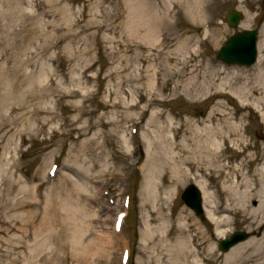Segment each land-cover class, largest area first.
<instances>
[{"label": "rangeland", "instance_id": "obj_1", "mask_svg": "<svg viewBox=\"0 0 264 264\" xmlns=\"http://www.w3.org/2000/svg\"><path fill=\"white\" fill-rule=\"evenodd\" d=\"M20 1L22 10L18 14L10 11L12 0H0V52L5 53L0 63L12 65L14 49L26 63L20 69L22 91L17 96L7 98L0 87V264H119L124 244L131 251L128 264H140L150 255L153 237L166 234L174 240L179 231L186 239L196 237L198 231L201 233L197 237L206 232L209 240L202 243L196 237L194 243H201L199 251L204 247L214 264H222L220 239L232 231H247L245 207H255L258 202V197L246 199L245 191L247 181L255 192L260 186L256 183V168L264 161V109L251 104L245 107L227 91V86L217 87L216 79L212 81L205 74L209 68L219 69L224 76L228 70L249 72L253 67L224 65L216 54L234 31L256 27L262 36L259 31L264 23V0H50V6L40 0L38 9L33 0ZM137 5L139 14L134 12ZM34 10L40 26L50 22L32 32L28 27L35 24L30 17ZM230 10L243 13L236 27L226 22ZM246 18H252L249 26L243 25ZM164 37H168L167 43ZM178 39H184L179 53L175 49L179 47ZM169 50L176 54L166 61L165 52ZM37 59L45 62L47 80L23 75L37 72ZM116 66H126V73L135 78L130 89L125 87L130 93L120 95L127 105L138 101L144 90L154 101L144 113L145 103L140 102L134 109L108 105L92 114H82L81 108L92 107L89 101H83V96L94 97L89 100L102 105L112 98L108 96L110 89L125 73L112 72ZM177 68L184 72H175ZM146 73L152 79L148 89ZM201 83L209 85V89L196 91V87L203 88ZM211 109L216 111L208 116ZM125 113L138 117L134 133ZM229 113L232 118L226 116ZM241 114L245 115L242 132L249 139L247 148L239 139L242 132L228 124L236 122ZM110 119L118 121V137L124 140V134L134 135L125 150L117 143L111 125L96 123L84 130L89 121ZM207 125H218L220 130L226 127L229 142L210 146L211 156H202L196 133L204 137ZM97 133L102 161L90 172L92 176L98 172V178L88 175L89 182L80 168L85 165L86 148L82 143L95 139ZM107 140L116 147L118 157L123 156V151L130 162L136 163L135 168H124L111 155ZM148 153L156 154L151 176L157 187L154 198L147 200L141 191L145 179L141 165ZM53 161L59 166L56 175L49 177L47 169ZM105 166L117 175L103 174L107 173ZM82 176L81 180L99 189L101 206L85 199L94 189L84 192V196L77 194L81 190L73 187L72 181ZM196 180L203 181L207 191L213 193L212 199L208 197L212 202L207 204L213 217L218 221L225 217L219 236L207 218L200 219L180 198L184 187ZM230 184H235V190L241 193V199L234 200V204L242 216L212 207L227 200L229 192H223L221 187L225 189ZM106 189L109 192L105 194ZM126 195L128 207L122 204ZM119 210H127L128 214L122 231L116 234L112 226ZM80 218L87 222L80 228L79 240L86 243L92 237L103 236L101 239L108 240L112 247L108 257L84 259L76 254L79 251L74 250L72 232ZM179 225L181 230L177 232ZM260 232L251 236L257 238ZM181 264H196V258H187Z\"/></svg>", "mask_w": 264, "mask_h": 264}, {"label": "bare ground", "instance_id": "obj_2", "mask_svg": "<svg viewBox=\"0 0 264 264\" xmlns=\"http://www.w3.org/2000/svg\"><path fill=\"white\" fill-rule=\"evenodd\" d=\"M198 1V0H197ZM19 2L22 3V1L20 0H12V5H11V9L10 11L12 13L16 12L19 14V12H21V3L19 5ZM33 6L38 9L41 1L40 0H33ZM45 2L49 5L50 4V0H45ZM50 6V5H49ZM135 13L139 14L138 11L140 10L139 5H137L135 7ZM61 8H58L57 11H61ZM47 14H50V11H47ZM38 16V14L36 13V10H34V12L31 14V22H35V24H30V26L28 27L29 30H31L32 32H34V30H40L41 27L43 29L48 25L49 21H46L45 24L41 25L38 23V20H36L35 18ZM155 18L157 17V10H155V13L153 15ZM248 18L243 20V25L248 26L250 25L251 20H247ZM207 29H205L206 31ZM260 33H262V36L259 38L258 40V44H257V48H258V56H257V61L254 63L253 67L247 71H242V69H238L236 68V70H228L229 72H226L224 76H221L220 74H222V72H220L219 69H216V71L213 68H209V70L206 72V78L209 79H216V81L219 83L217 85V87H221V88H225V86H227V91L233 96L235 97L242 105L246 106H250L248 104H251V106L253 105V107L255 108H263L264 109V23L261 26L260 29ZM38 37V36H37ZM164 41H166L165 43H167L169 41L168 37H164L163 38ZM184 42V39H178L177 43L179 44V47H176L175 49L178 50L176 52L179 53V50L182 49V45ZM182 43V44H181ZM186 43V42H185ZM181 44V45H180ZM12 48V47H11ZM38 49L37 52H39V46H37ZM179 48V49H177ZM182 51V50H181ZM12 60H13V64H2L0 63V87H2L4 89L3 94L5 96H7V98H12L11 96H17V94L20 92L21 88V84H20V69L25 66V61L23 59L20 58V53L17 52L15 49L12 50ZM36 52V51H34ZM175 50H169L166 53V57H164V59L166 61H168V59L171 56V54L175 53ZM177 53V54H178ZM5 53H3L2 51L0 52V57H3ZM36 65H37V72L35 74H33L34 70L29 72V75H26L23 72V75L26 76L27 78H31V79H36L39 80L40 78H45L46 80L48 79V75L46 74V69L44 68L45 66V62L42 63L40 62L38 59L36 60ZM195 64H192V66H194ZM235 68V67H233ZM232 68V69H233ZM35 69V68H34ZM197 69V68H196ZM125 72L123 74V76H120L119 79H117V82L115 83V85L113 86V89H110L111 91H109L108 96L112 97L109 99V101H107L106 103L100 104L98 101L94 104V100H89V99H94V97H89V96H83L82 99L84 102L89 101L90 104L89 106H92L90 108H81L79 111L82 114H92L93 112H95L97 110V108L99 107H106L108 105L110 106H116V107H127V109H134L138 106L137 102H131L130 105H127V103L125 102V99L123 97H121L120 95L122 94H126V89L125 87H132V83L134 82L135 78L132 74L130 73H126L127 68L126 66H124L123 68H121L120 66H116L115 69L112 70V72ZM184 72L183 69L181 68H177L175 69V72ZM195 68H193L191 70V72H194ZM149 72V68H147V73ZM145 75H148V74ZM196 73V72H195ZM194 73V75H195ZM111 75V74H110ZM125 75V76H124ZM197 75V73H196ZM29 76V77H28ZM149 78L148 82L146 81L145 78V83H147L146 85V89H148V87H150V82H152L151 77L148 75L147 76ZM191 78V77H190ZM24 80H26V78H24ZM213 81V80H212ZM141 82V83H144ZM20 85V86H19ZM225 85V86H223ZM201 86H203V88H198L196 87V91H200V90H208L209 89V85H204V83H201ZM28 88H26L25 92H28L27 90ZM130 89V88H129ZM194 89V87L192 86V90ZM22 91V90H21ZM24 94V93H23ZM77 94V93H75ZM218 92L216 93V96H218ZM22 96V95H21ZM113 101H112V100ZM116 99V100H114ZM93 101V104H92ZM154 99L152 98V96L150 95V92L148 91H143L141 93L140 96V102H144L145 105L147 106L148 104H150L151 102H153ZM3 103V99H1L0 101V106ZM217 103V102H216ZM220 103V102H218ZM221 104V103H220ZM216 110L215 109H211L208 112V116H211L212 113H214ZM264 113V112H263ZM262 113V114H263ZM124 115H127L129 117V121L132 122L131 126H135L138 123L137 119H134L132 114L130 113H125ZM232 118V113L226 114V116H229ZM264 115V114H263ZM245 117L244 114H241V117L236 120V122H230L228 124H230V126H232L233 128H236L237 130L241 131L243 130V125L244 123L242 122L243 118ZM264 117V116H263ZM102 119V117H100ZM211 119V118H209ZM126 120V118L124 119V121ZM96 123H99L101 126L105 127L106 125H111L112 126V133L115 134L114 136L117 137V143H120L119 145L121 146V149H126L125 145L128 144L127 138L124 137L123 140V136H119L121 139H119L118 137V121H114V120H108L107 122L103 121V120H99V121H89L86 125V127L84 126V130L85 129H91ZM169 123H172V121L170 120ZM6 125L3 126V128ZM161 127V125H160ZM205 130H204V134H206L204 137L199 135L198 133H196V145L199 148V151H201V155L203 154L205 155H210L211 156V150L209 149L210 146L213 147H218L220 146V143L223 140H226L229 134H227V132L229 133V131L226 129V127L223 126V128L220 130V128L218 127V125H207L204 126ZM83 128V127H82ZM163 129V128H161ZM111 133V131H110ZM220 133V134H217ZM107 136L104 135L103 138H106ZM99 133L96 134V138L95 139H87V141L82 143V146H85L86 151L83 152L84 156H85V165L81 166V171L87 175L86 179L88 180V175H91L90 172H93L94 168L96 166H98V162H101V154H102V150H100V146H99ZM240 141L243 142V144L245 145V147L247 148L248 145V140L249 139H245L243 132L240 135ZM231 142L233 141V139L230 140ZM107 143L109 145H111V155L114 156L115 158H118L122 164L124 168H129V167H134V163L130 162L128 160V156H126L124 154V152L122 151L123 156L122 157H118V152L116 150V147L114 146V144L110 141L107 140ZM163 144V142L161 143ZM262 149L264 150V147H262ZM128 151V148H127ZM202 155V156H203ZM156 158V154H151L148 153V156L146 157V160L142 163L141 165V169L143 170L144 173V184L143 187L141 188L142 194L145 196V199H151L154 198L155 195V191L154 188L157 187V185H155V181L152 178V171H155V159ZM253 159V154L252 156L250 155V158L248 159L249 161ZM155 161L152 163V161ZM88 165V166H87ZM105 171H107V173L103 174H112V177H115L117 175V172L114 170L113 173H110V166H105ZM81 172L82 175H84ZM256 174H257V178H256V183L259 186V190L258 191H254L252 187V184H250V182L247 181L246 186L247 189L245 191V197L246 199L249 198H253V197H258V202L256 204L255 207H250V206H246L245 207V212L243 213V219L246 222L245 226L247 229V232L250 234L249 237H246L245 240L237 243V245L233 246L232 248H230L226 253H224L222 255V260L223 263L222 264H264V161L262 162L261 166L258 168H256ZM92 176V175H91ZM98 175L96 176H92V178H96ZM98 178V177H97ZM246 178V176H245ZM77 179V181H72L73 182V187L75 186V188L77 190H81V192H77V194H81V196H84L86 194H84V192L90 190H93V193L91 195H89V197L85 198L89 203H95V204H99L101 206V201L102 199L100 197H98V193H99V189L98 188H93V186L88 185L89 182L92 181H87L88 183H86L85 181ZM254 184V182H253ZM233 185V186H232ZM198 186L200 188H202L204 190V197L206 199V204L210 202H212V193L211 192H205V185L203 182H199ZM224 186V185H223ZM232 186V187H231ZM235 184H230V185H225V189L222 188V190L224 192H229V196L227 197V200L225 199V202H221L219 203V205L217 206H212L213 208H218L221 207V209H225V210H230L232 211V213L234 214H239L240 216H242L241 212H240V208L235 206L234 204V200H238L241 199V193L236 191L234 188ZM96 189V191H95ZM109 190V189H108ZM232 195H231V194ZM87 195V196H88ZM239 195V196H238ZM95 197V198H94ZM168 199H170V193L167 195ZM208 197L209 200H208ZM93 199V200H92ZM76 202V204L79 203V200H74ZM232 202V203H231ZM90 204H87V206L89 207ZM85 206V204H84ZM232 210H231V209ZM83 209V208H81ZM104 211V209L101 207V211ZM213 213L211 209H207V217L209 218L210 222H212L213 224H215L214 226V233L216 234V236H219L221 234V231L219 230V226L225 223V217L221 218L219 221L217 219H215L213 217ZM86 216V215H85ZM75 215H74V219H75ZM84 219V220H83ZM76 221V220H75ZM79 221V222H78ZM76 222V229L75 231L72 232L73 235V239L75 241V249L74 250H78L79 253H76L80 258H84V259H88L91 256H100V257H108L110 255V249L112 248L108 242V240H102L101 238L103 236L98 235L97 237H92L90 240H88L86 243H83V241L79 240L78 237L81 238V234H79L80 232V228L81 226L85 227V222L86 219L85 218H80ZM197 224V223H196ZM177 232L179 230H181V226L179 225L178 228L175 229ZM208 230V229H207ZM261 231V232H260ZM183 231H179L177 234V237L174 238V240L169 239L166 235H158L152 238V242L154 243V246L152 247L149 243V250H150V255L147 257L146 261H144L147 264H181V262L185 261L187 258H195L199 255V250L202 249L201 247V243H197L196 245L194 244L193 240H191L190 243V239L189 237H184L181 236L180 233ZM185 232V230H184ZM258 232H260L259 236L257 238H255V236H251L254 234H257ZM201 231H198L197 234H200ZM206 232L203 233V235H198V239L199 241L202 240V243H204V241L209 240L206 235ZM213 233V234H214ZM196 234V235H197ZM75 236V237H74ZM196 239V238H195ZM170 242V243H168ZM107 245H106V244ZM191 245L196 247V250L192 249ZM104 246H108V248H105ZM154 250L155 253H152L151 251ZM204 254H206V256H203L202 258V262L204 261V263H200L201 259L197 260L196 259V264H214L213 263V258H211L210 256H208V252L206 251V249H204L203 247V252ZM195 254V255H194ZM208 254V255H207ZM212 260V261H211ZM198 261V262H197ZM211 261V262H210Z\"/></svg>", "mask_w": 264, "mask_h": 264}, {"label": "water", "instance_id": "obj_3", "mask_svg": "<svg viewBox=\"0 0 264 264\" xmlns=\"http://www.w3.org/2000/svg\"><path fill=\"white\" fill-rule=\"evenodd\" d=\"M239 14L232 12L229 16V21L234 24L238 19ZM220 57L225 61H237L239 63L250 64L255 59V31H244L241 33H236L229 38L225 46L221 49L219 53ZM193 195V191L188 189L184 197H186L187 202H190V198ZM190 204V203H189ZM239 234H234L230 240L224 241L227 245L234 243L236 237Z\"/></svg>", "mask_w": 264, "mask_h": 264}]
</instances>
